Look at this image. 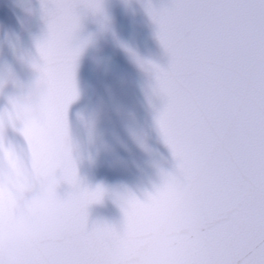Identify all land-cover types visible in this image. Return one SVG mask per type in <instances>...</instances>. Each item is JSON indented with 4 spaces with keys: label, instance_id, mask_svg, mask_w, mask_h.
<instances>
[{
    "label": "water",
    "instance_id": "water-1",
    "mask_svg": "<svg viewBox=\"0 0 264 264\" xmlns=\"http://www.w3.org/2000/svg\"><path fill=\"white\" fill-rule=\"evenodd\" d=\"M166 0H152L155 7ZM147 0H100L73 41L75 88L43 70L36 47L47 37L40 0H0V264H32L29 250L65 233L67 192L75 162L83 186L104 189L88 208V223L120 229L115 264H183L187 214L182 199L157 205L124 222L116 194L143 200L175 161L156 120L164 101L151 65L170 56L157 38Z\"/></svg>",
    "mask_w": 264,
    "mask_h": 264
},
{
    "label": "snow or ice",
    "instance_id": "snow-or-ice-1",
    "mask_svg": "<svg viewBox=\"0 0 264 264\" xmlns=\"http://www.w3.org/2000/svg\"><path fill=\"white\" fill-rule=\"evenodd\" d=\"M47 37L37 41L43 70L71 87L85 42L73 43L100 0H40ZM146 11L170 56L151 65L164 106L157 126L175 161L143 200L116 194L124 222L155 207L163 194L182 199L183 264H264V0H166ZM104 189L83 186L75 162L67 192L65 233L29 250L32 264H115L120 229L96 222L88 208Z\"/></svg>",
    "mask_w": 264,
    "mask_h": 264
}]
</instances>
